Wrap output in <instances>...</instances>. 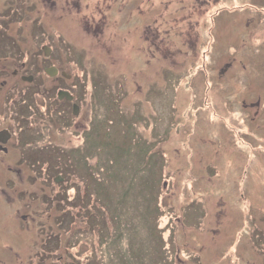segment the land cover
Instances as JSON below:
<instances>
[{"label": "rangeland", "instance_id": "1", "mask_svg": "<svg viewBox=\"0 0 264 264\" xmlns=\"http://www.w3.org/2000/svg\"><path fill=\"white\" fill-rule=\"evenodd\" d=\"M0 56L82 104L0 153V264H264V0H0Z\"/></svg>", "mask_w": 264, "mask_h": 264}, {"label": "flooded vegetation", "instance_id": "2", "mask_svg": "<svg viewBox=\"0 0 264 264\" xmlns=\"http://www.w3.org/2000/svg\"><path fill=\"white\" fill-rule=\"evenodd\" d=\"M23 15L29 16L30 14L28 12H25ZM6 30L8 31V29H6ZM5 58H7V57L3 58L0 56L1 61H3L5 63L4 66H9L7 64V62L4 61ZM51 66H56V64L50 63V65L46 68H49ZM13 73H15V76L17 77L18 70L14 69ZM62 75L63 74H61V70H60V72L57 73V75H55V76L58 79H60V76H62ZM66 78L68 80L71 79L70 76H66ZM6 81H7L6 79H3L0 82V84H1L0 90H3L6 88L4 96L2 98L0 97V106H1V108H0V131L3 129L9 130L11 133V137L6 143L0 142V153L1 154L2 153L3 154L9 153L10 152V144L13 142V146H14L15 141L16 140L18 141V139H19L18 130L19 129H22V127L25 126L26 127L25 130L29 131L32 129V126H34L35 121H38L39 124L44 127V129H41V132H44V134H46V137L49 139L48 140L49 142H46L47 146L50 145V143H51L50 141H52L53 136L55 135L56 132L61 131V132L67 133V131L69 132L70 127H71V132L76 131V128H74L73 126H74L75 122L79 120V114L82 110V104H81V101L79 100L78 91H77V87L79 86V84L71 85V89H70L68 84L67 83L64 84L61 80L60 84H58V87H57L58 89L56 88L57 93H58L57 98L54 96V92L52 93L51 96H49L48 94L51 92H49L47 88L43 89L41 87L40 92L38 90L39 87L35 88L34 90L38 91V93L46 91V93H47L46 97L49 96V100L44 102V103H46L45 104L46 107L44 109L34 108V102L32 101L33 102L32 106L34 108L33 112L29 111L27 114H25V113H20V111L18 110V106L23 105L24 103L26 104L27 101H29V99L27 97L20 95L19 92L21 90L18 89V87L12 85V83L10 86L6 85L5 87H3V85L6 83ZM13 83L16 84L19 82L15 80V82H13ZM31 83H33V81ZM61 91L68 92L73 97V99H69L67 96H63L62 98L59 97V92H61ZM52 96H54V98H52ZM63 102L66 104L67 107L63 106ZM74 104L79 105V114H77V115H75L73 112ZM38 114H40V115H38ZM24 118L27 119V123L24 121ZM5 123H7V124L5 125ZM20 124H21V126H19ZM72 128L74 130H72ZM23 131H24V129H22V132ZM55 139L59 140L57 138H55ZM61 141L62 142L59 143L60 147L58 146V148H60V149L66 147L65 146L66 142H64L63 140H61ZM18 142H17V144H18ZM50 146H52V145H50ZM57 168L58 167H56V169ZM62 177L65 179V177L63 175H62ZM53 179H55V181H56L58 178L53 177ZM56 182H58V181H56ZM60 182H62V181H59V183ZM46 192L50 193V192H52V190L46 191V188H42V193L39 196L41 198L46 197L44 195V194H47ZM64 192H65V190H64ZM60 194H63V193H60ZM257 234H259L258 233V225H256V235Z\"/></svg>", "mask_w": 264, "mask_h": 264}, {"label": "water", "instance_id": "3", "mask_svg": "<svg viewBox=\"0 0 264 264\" xmlns=\"http://www.w3.org/2000/svg\"><path fill=\"white\" fill-rule=\"evenodd\" d=\"M46 50L51 51L50 48H47ZM48 72H49V70H48ZM23 79L28 80V81H32L33 80V76L32 75L23 76ZM63 96H67L69 99H73V97L66 91H61L59 93V97L62 98ZM73 110H74V113L77 114L78 111H79V106L77 104H74ZM10 136H11V133H10L9 130H7V129L1 130L0 131V142L6 143L9 140Z\"/></svg>", "mask_w": 264, "mask_h": 264}, {"label": "trees", "instance_id": "4", "mask_svg": "<svg viewBox=\"0 0 264 264\" xmlns=\"http://www.w3.org/2000/svg\"><path fill=\"white\" fill-rule=\"evenodd\" d=\"M23 16V15H22ZM2 74V73H1ZM19 94L20 95H22V96H24V97H27L28 99H29V101H27V103L25 104H23V105H19L18 106V110L20 111V113H25V114H27L29 111H32L33 112V110H34V108H33V103H32V101H31V99L26 95V93L24 92V91H20L19 92ZM31 105V106H30ZM30 106V107H29ZM24 121L27 123V119H25L24 118ZM30 131V130H29ZM173 254V257H171L172 259V263H174V253H172ZM165 256V254H164V252H163V254H162V258ZM178 258V257H177ZM77 262V261H76Z\"/></svg>", "mask_w": 264, "mask_h": 264}]
</instances>
